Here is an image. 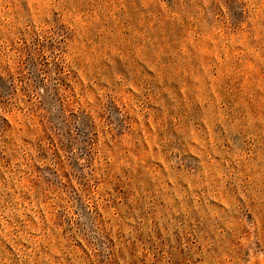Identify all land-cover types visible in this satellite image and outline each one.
<instances>
[{"label":"rangeland","instance_id":"obj_1","mask_svg":"<svg viewBox=\"0 0 264 264\" xmlns=\"http://www.w3.org/2000/svg\"><path fill=\"white\" fill-rule=\"evenodd\" d=\"M0 264H264V0H0Z\"/></svg>","mask_w":264,"mask_h":264}]
</instances>
